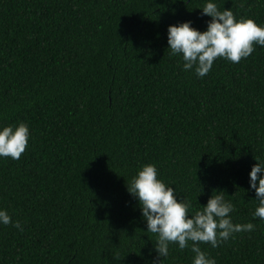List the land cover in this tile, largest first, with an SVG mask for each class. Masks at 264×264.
I'll use <instances>...</instances> for the list:
<instances>
[{
	"label": "trees",
	"instance_id": "1",
	"mask_svg": "<svg viewBox=\"0 0 264 264\" xmlns=\"http://www.w3.org/2000/svg\"><path fill=\"white\" fill-rule=\"evenodd\" d=\"M207 0H0V127L24 122L28 147L0 158V264H153L127 185L142 166L202 210L217 191L251 232L212 248L216 264H264V220L249 173L264 161V47L197 78L170 56L167 29L200 31ZM264 26V0H213ZM191 244V242H189ZM170 244L161 264H192Z\"/></svg>",
	"mask_w": 264,
	"mask_h": 264
},
{
	"label": "clouds",
	"instance_id": "2",
	"mask_svg": "<svg viewBox=\"0 0 264 264\" xmlns=\"http://www.w3.org/2000/svg\"><path fill=\"white\" fill-rule=\"evenodd\" d=\"M200 9L202 16L211 18L205 31L194 28L191 21L169 25L167 29L169 54L182 58V70H194L197 78L202 79L217 59L239 63L255 52L254 45L264 47V26L255 20L237 19L231 9L221 11L213 0H207ZM30 135L24 122L0 127V158L19 160L28 147ZM158 176L156 165L146 164L127 185V191L139 203L147 232L157 236L153 264H161L162 258L168 257L170 244H176L180 250L190 248L194 254L192 264H216V260L201 249V243L216 248L235 233L255 229L251 222L233 223L231 213L235 206L225 199L223 191L212 195L202 210L190 214L191 202L185 198L178 200L176 189ZM249 191H254V200L259 201L253 219L264 220V161L257 160L252 166ZM10 224L23 231L20 221H13L6 210L0 209V225Z\"/></svg>",
	"mask_w": 264,
	"mask_h": 264
}]
</instances>
